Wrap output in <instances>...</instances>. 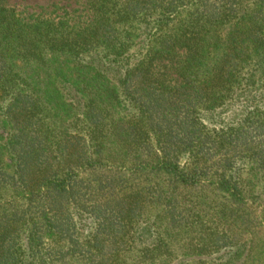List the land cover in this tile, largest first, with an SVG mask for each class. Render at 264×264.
<instances>
[{"label":"trees","instance_id":"1","mask_svg":"<svg viewBox=\"0 0 264 264\" xmlns=\"http://www.w3.org/2000/svg\"><path fill=\"white\" fill-rule=\"evenodd\" d=\"M83 1L0 0V264H264V0Z\"/></svg>","mask_w":264,"mask_h":264},{"label":"rangeland","instance_id":"2","mask_svg":"<svg viewBox=\"0 0 264 264\" xmlns=\"http://www.w3.org/2000/svg\"><path fill=\"white\" fill-rule=\"evenodd\" d=\"M7 6L13 7L17 11H35L38 8L52 7L55 6L59 9L58 13L67 12L71 16L85 17L87 11L85 10V5L83 0H4ZM236 110L226 113H222L217 120L229 118ZM88 226L87 221H81V228L86 229Z\"/></svg>","mask_w":264,"mask_h":264}]
</instances>
